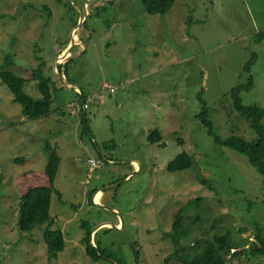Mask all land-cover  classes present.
Segmentation results:
<instances>
[{"label": "rangeland", "instance_id": "374dc122", "mask_svg": "<svg viewBox=\"0 0 264 264\" xmlns=\"http://www.w3.org/2000/svg\"><path fill=\"white\" fill-rule=\"evenodd\" d=\"M261 31L264 0H175L164 14L147 13L140 0H0V67L10 54L3 69L27 79L25 91L40 98L31 72L42 62L53 99L47 115L29 119L0 80V264H163L173 252L166 233L191 198L200 199L201 222L182 246L225 234L233 246L223 251L228 264H264L254 245L257 232L264 237L263 177L245 155L216 144L196 116L201 96L217 135L256 140L229 92L251 77L242 103L264 109ZM104 82L114 91L102 90ZM80 92L90 97L87 108L73 103ZM155 129L162 138L150 143ZM46 142L60 156L53 186L61 198L52 193L49 221L23 232L20 196L49 184ZM183 151L193 166L168 172ZM193 217L185 213L184 223ZM102 222L120 226L92 233L112 257L94 261L82 237ZM46 226L65 242L54 259ZM168 264L182 263L171 257Z\"/></svg>", "mask_w": 264, "mask_h": 264}, {"label": "trees", "instance_id": "16d2710c", "mask_svg": "<svg viewBox=\"0 0 264 264\" xmlns=\"http://www.w3.org/2000/svg\"><path fill=\"white\" fill-rule=\"evenodd\" d=\"M140 2L147 13L164 14L174 5L175 0H140ZM262 38H264V31H261L257 35V39ZM253 60L254 58L252 57L245 64L244 69L246 71H250ZM10 62L11 55L7 54L3 65L0 67V80L10 89L13 94V99L21 105L22 113L29 119L47 115L51 110L53 99L50 87L51 79L43 75L42 62H39L38 66L31 72V78L36 80V86L41 95L40 98H34L25 91L27 79L3 69V67L9 65ZM65 69L66 67H64V70ZM67 82L70 83L69 81ZM251 87V77H249L247 83L239 84L231 88L229 94L235 111L246 118L248 125L256 133L255 141H248L236 135H230L225 138H221L217 135L213 130L212 121L209 119V107L201 96L199 98L202 108L196 116L199 122L206 128L207 133L212 136L216 144L223 145L245 155L248 162L259 172L264 181V124L262 122L264 109L256 104H243L240 95L242 91L249 90ZM79 94L80 96L73 102L74 104L82 105L81 99L87 102L88 100L86 99H90V97L85 98L81 92ZM161 138L162 136L157 129L151 131L148 136L150 143L157 142L161 140ZM45 153L47 161L44 171L49 184L31 187L19 198L17 225L18 229L23 232L32 231L35 226L49 221L52 193H55L61 198L60 192L53 186V181L60 165V156L55 146H52L49 142L45 143ZM192 166L193 160L191 156L183 151L167 163L166 170L168 172H177L186 170ZM96 192H98V189L92 190L90 194L93 196ZM199 203V198H191L178 209L171 224V231L166 233L167 239L173 246V252L164 258L163 264H168L171 257L177 258L182 264H228L223 251L227 250L229 252L233 246L229 242V239L224 236L225 234H215L212 239L213 241L206 240L199 248L184 247L180 244L183 239L189 236L193 226L201 222ZM189 211L194 212V217L191 222L186 224L184 223V217L185 213ZM81 226L85 227V223L82 222ZM91 235V230L86 227L84 236L82 237V242L85 244L86 255L94 261L100 259L111 260V254L107 253L109 249L101 247L96 243L93 245L91 242ZM256 237L258 242L254 244L255 249L259 254L264 255V237L261 236L260 232H257ZM43 240L46 245L49 259L56 258L58 253L64 249L65 242L63 234L59 229H51L49 226H46L43 232ZM133 245L135 244L132 243V246ZM134 253L135 259L138 261L140 252L135 246ZM114 262L115 263L112 264H121L120 262Z\"/></svg>", "mask_w": 264, "mask_h": 264}, {"label": "water", "instance_id": "95a60500", "mask_svg": "<svg viewBox=\"0 0 264 264\" xmlns=\"http://www.w3.org/2000/svg\"><path fill=\"white\" fill-rule=\"evenodd\" d=\"M82 20H83V18H81V20H80V22H82ZM77 31H78V28L76 27L74 30H73V33H77ZM73 44H74V40H73V37H72V40H71V42H70V44L68 45V47L66 48L67 49V51L69 52V56H70V51H71V48H72V46H73ZM60 77H61V79L63 80V82H64V84L67 86V87H72V88H74V89H78L75 85H72V84H70V83H68L66 80H65V77H64V75L63 74H61V75H59ZM101 191V190H100ZM95 194V193H94ZM106 224H108L109 226H111V227H114V228H118V226L116 225V224H114V223H110V222H102V223H100L93 231H92V233L99 227V226H105ZM94 245V244H93Z\"/></svg>", "mask_w": 264, "mask_h": 264}, {"label": "built area", "instance_id": "2783aa9c", "mask_svg": "<svg viewBox=\"0 0 264 264\" xmlns=\"http://www.w3.org/2000/svg\"><path fill=\"white\" fill-rule=\"evenodd\" d=\"M101 89L102 90H109V91H111V92H113L114 91V87L113 86H110L108 83H106V82H104L102 85H101ZM81 101H82V106H83V108H87L88 107V102L87 101H84L83 99H81ZM76 104V103H75ZM93 164H94V162H93Z\"/></svg>", "mask_w": 264, "mask_h": 264}, {"label": "bare ground", "instance_id": "6f19581e", "mask_svg": "<svg viewBox=\"0 0 264 264\" xmlns=\"http://www.w3.org/2000/svg\"><path fill=\"white\" fill-rule=\"evenodd\" d=\"M73 35H74V33H73ZM63 55V54H62ZM66 57V56H65ZM63 58V57H62ZM135 164V166L137 167V164L136 163H134ZM96 195H95V202H98L99 200H100V197H101V193L100 192H97V193H95ZM94 198V197H93ZM106 225H108V224H106Z\"/></svg>", "mask_w": 264, "mask_h": 264}, {"label": "crops", "instance_id": "0c3cea01", "mask_svg": "<svg viewBox=\"0 0 264 264\" xmlns=\"http://www.w3.org/2000/svg\"><path fill=\"white\" fill-rule=\"evenodd\" d=\"M73 31H71V33H72ZM79 41V40H78ZM75 43H77V42H75ZM74 43V44H75ZM64 50V49H63ZM55 62H56V60H55ZM72 85H74V84H72ZM76 86V85H75ZM77 87V86H76ZM78 88V87H77ZM134 160H132L131 162H133ZM98 191H100V190H98ZM94 197V195L92 196V198ZM93 200H94V198H93ZM95 201V200H94ZM96 203H99V202H96ZM116 225L119 227L120 226V222H117L116 223ZM105 226H109V225H105Z\"/></svg>", "mask_w": 264, "mask_h": 264}]
</instances>
